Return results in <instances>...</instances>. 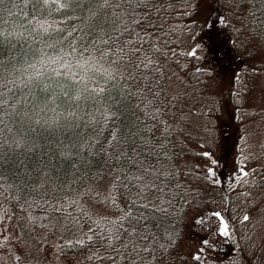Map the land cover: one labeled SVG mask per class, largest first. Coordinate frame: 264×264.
I'll list each match as a JSON object with an SVG mask.
<instances>
[{
  "label": "trees",
  "instance_id": "16d2710c",
  "mask_svg": "<svg viewBox=\"0 0 264 264\" xmlns=\"http://www.w3.org/2000/svg\"><path fill=\"white\" fill-rule=\"evenodd\" d=\"M70 1L49 10L43 0H0V208L16 229L27 215L46 213L86 235L76 239V229L66 234L54 222H29L38 241L34 258L7 255L0 264H93L95 252L106 264H173L178 254L185 257L181 244L205 210L204 199L194 198L197 170L186 159L188 108L180 94L169 92L168 79L204 84L206 67L187 50L189 37L200 31L211 41L207 56L221 65L258 56L264 0H208L207 20L191 23L203 8L200 0H132L129 10L140 23L122 35L123 21L112 19L105 0ZM187 35L183 45L176 42ZM144 53L151 56L146 61ZM255 69L235 79L241 84L258 74ZM250 115L259 129L237 165L254 164L248 175L260 187L264 107ZM102 178L112 180L116 202L94 215L86 205L88 184ZM145 197L157 210L140 207ZM129 212L133 216L124 218ZM141 213L147 226L141 221L135 230L147 239L125 248L123 229L131 233ZM205 224L216 228L199 221ZM116 227L121 240L107 239Z\"/></svg>",
  "mask_w": 264,
  "mask_h": 264
},
{
  "label": "rangeland",
  "instance_id": "374dc122",
  "mask_svg": "<svg viewBox=\"0 0 264 264\" xmlns=\"http://www.w3.org/2000/svg\"><path fill=\"white\" fill-rule=\"evenodd\" d=\"M43 3L49 10H55L60 3L68 2L43 0ZM200 3L203 7L200 17L207 20L208 0H200ZM175 39L178 44L183 45L188 36L183 40L179 37ZM210 42L206 32H202L189 42L188 48L195 52L198 61L206 67L204 84L194 87L186 79H183L182 84L178 77H172L168 79V88L170 93L180 94L184 108H188L186 116L190 122L186 125L190 124L191 128L185 140L187 149L191 152L186 159L197 170L193 186L194 198L204 199L206 213L200 215L199 220L208 214L220 213L228 225V235L220 234L219 217L213 215V220L208 219L211 224L216 225L215 230L209 224L201 226L198 219L193 220L191 233L181 244L180 253L185 257L178 254L173 264H264V185L252 186L253 176L248 174L254 164L246 167L237 165L240 156L252 150L250 135L257 134L256 130L259 129V123L254 124L250 112L264 107V46L258 48V56L229 67L232 63L221 65L218 60L207 56L206 49ZM257 66L258 74L243 82L237 94L234 78L242 72L247 76ZM224 67L234 71V74L223 71ZM238 122L241 124L240 128ZM66 130L71 131V128L66 126ZM30 134L31 132L28 133ZM197 150L200 152L199 156L196 154ZM206 150L210 155H205ZM205 159L208 161L202 163ZM209 169H213L214 174ZM244 170L246 175H243ZM98 182L96 186L91 182L88 184L91 195L86 205L94 215L105 214L116 202L110 195L112 180L110 183L102 178ZM1 211L0 208V243H4L6 248L0 251V258H7L8 255L10 259L12 255L13 260H18L20 254L24 258H34L38 241L34 239L30 229L33 224L29 222L35 223L37 227L54 222L66 234L74 229L79 231L77 225L67 224L46 214L27 215L26 225L16 229L8 218L1 215ZM245 216L248 217L247 220L244 219ZM83 235L84 230L74 234L76 239ZM205 239L209 242L207 245L202 243ZM197 255L199 260L195 259ZM44 256L53 260L56 258L53 253L45 250ZM9 259L4 262L10 261ZM92 263L106 264L97 252L92 255Z\"/></svg>",
  "mask_w": 264,
  "mask_h": 264
},
{
  "label": "snow or ice",
  "instance_id": "6c2138e0",
  "mask_svg": "<svg viewBox=\"0 0 264 264\" xmlns=\"http://www.w3.org/2000/svg\"><path fill=\"white\" fill-rule=\"evenodd\" d=\"M142 2V0H141ZM132 0H105L106 7L109 8L108 14L112 16L113 20H116L117 22L123 21V23H120V31L118 33L122 35L124 32H129L132 33L133 29L130 28L129 26L132 24H138L140 23L139 20H137L134 16V14L129 10L131 6ZM132 16L131 19H126L128 16ZM211 27V25H209ZM109 39H111L110 34H106ZM138 35V34H137ZM115 39L118 40L119 36L116 35ZM125 43H130V41H125ZM190 55H195V52L190 53ZM206 156L210 155L209 153H205ZM215 163V161H213ZM243 171V170H241ZM209 172L214 174L213 169H209ZM246 175V173H244ZM146 187H149L146 185ZM145 200H147V203H143L140 205V207L144 208L145 210H150V211H155L157 210L156 208L149 209V205L151 204V200H149L147 197H145ZM159 211H166L163 208H159ZM214 216L219 217L220 219V234L227 236L228 235V225L224 221L223 217L220 215V213H213ZM133 216V213L129 212L127 213L126 217L127 219H130ZM245 220L248 219L247 216L244 217ZM141 221L144 222V226H147L148 223V218L141 213L140 216L136 219L135 224L129 225V228L132 229L131 233L129 232V229H123L124 234L127 236V240L122 241L123 247L127 248L129 242H132L134 245L138 244L139 241L147 239L146 234H142L139 231H136L135 228L136 226L140 225ZM199 222V221H198ZM91 239V237H89ZM107 239L109 240H116L120 241L121 240V229L119 227H116L114 231L110 232ZM79 243V242H78ZM203 244L207 245L209 242L208 240H203ZM133 251H135V247H133ZM203 251V249H201ZM195 259L199 260L200 257L197 255Z\"/></svg>",
  "mask_w": 264,
  "mask_h": 264
}]
</instances>
